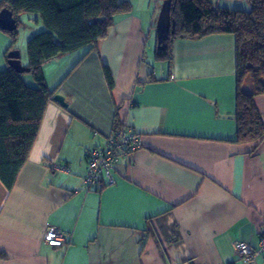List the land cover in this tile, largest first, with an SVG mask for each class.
Instances as JSON below:
<instances>
[{"label": "crops", "instance_id": "obj_1", "mask_svg": "<svg viewBox=\"0 0 264 264\" xmlns=\"http://www.w3.org/2000/svg\"><path fill=\"white\" fill-rule=\"evenodd\" d=\"M130 2L96 49L44 66L67 107L47 103L13 187L0 181V264H264V253L243 262L233 249L256 247L264 228V139L232 143L233 36L176 40L170 68L155 74L143 61L154 22L147 0ZM255 103L264 119V95ZM119 120L140 147L118 156L112 184L102 177L86 191L87 156ZM49 227L69 243L46 244Z\"/></svg>", "mask_w": 264, "mask_h": 264}, {"label": "trees", "instance_id": "obj_2", "mask_svg": "<svg viewBox=\"0 0 264 264\" xmlns=\"http://www.w3.org/2000/svg\"><path fill=\"white\" fill-rule=\"evenodd\" d=\"M245 9L219 6L217 0H171L173 21L162 50L155 57L172 63V46L176 40H197L213 35H231L235 45V144L256 146L264 139V119L257 109L256 97L264 95V0H248ZM8 9L16 21L32 14L43 30L31 36L26 45V68L35 86H28L22 74L8 67L0 71V181L10 190L28 158L37 137L47 103L55 90L47 87L42 66L59 56L83 47L94 50L106 37L114 18L131 10L130 0H0V10ZM1 30V29H0ZM14 47L17 28L4 31ZM104 75L112 89V76ZM249 81L254 89L242 90ZM119 120L110 133L122 128ZM109 133V134H110ZM108 134V135H109ZM100 146V145H98Z\"/></svg>", "mask_w": 264, "mask_h": 264}, {"label": "built area", "instance_id": "obj_3", "mask_svg": "<svg viewBox=\"0 0 264 264\" xmlns=\"http://www.w3.org/2000/svg\"><path fill=\"white\" fill-rule=\"evenodd\" d=\"M140 147L138 135L129 127L122 128L106 136L102 145L94 147L87 156L86 174L82 178V186L86 191L97 187L102 177L107 179L108 184L113 183L111 170L117 162L119 155L134 152ZM65 170L64 168H60ZM44 240L52 247L66 246L70 237L54 227L45 231ZM235 254L243 262H254L258 256L264 253V228L260 230L256 247H251L244 242L233 244Z\"/></svg>", "mask_w": 264, "mask_h": 264}, {"label": "rangeland", "instance_id": "obj_4", "mask_svg": "<svg viewBox=\"0 0 264 264\" xmlns=\"http://www.w3.org/2000/svg\"><path fill=\"white\" fill-rule=\"evenodd\" d=\"M164 0H147L144 4V8H148L149 15L152 18L153 29L151 36L148 39L147 46L145 48V55L143 58L144 63L149 64L151 67L155 68V74H158L161 71V67L165 68V62L161 60H157L155 57V51L157 48V41L155 35V25L157 22V18ZM21 23L17 27V37L14 44V47L17 48L20 54V61L22 66L28 63L27 53H26V45L28 39L34 34L43 30V26L40 21L37 23L34 21V16L32 14H23L20 16ZM11 43V38L8 33H5L0 30V71H3L7 68V60L4 58V53ZM45 63L42 66V70L44 71ZM160 74V73H159ZM23 81L28 86H35L34 81L31 78L29 73H24L22 75ZM254 89L253 85L247 81L242 86V90L246 93L252 92Z\"/></svg>", "mask_w": 264, "mask_h": 264}, {"label": "water", "instance_id": "obj_5", "mask_svg": "<svg viewBox=\"0 0 264 264\" xmlns=\"http://www.w3.org/2000/svg\"><path fill=\"white\" fill-rule=\"evenodd\" d=\"M170 9L171 0H164L155 25V35L158 50L163 49L166 37L173 26V21L170 18ZM16 28V21L13 18L11 12L6 8H2L0 10V29L10 32L15 30ZM7 66L13 68L19 74L29 72L28 68L22 66L20 61V54L17 49L11 50L7 54ZM52 101L58 103L63 108L67 107V103L65 102L64 97L60 94H54V96L52 97Z\"/></svg>", "mask_w": 264, "mask_h": 264}]
</instances>
